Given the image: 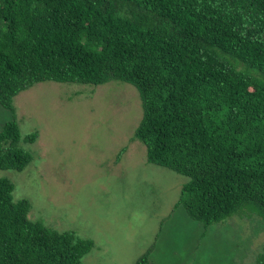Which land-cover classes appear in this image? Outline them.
<instances>
[{
    "label": "trees",
    "instance_id": "1",
    "mask_svg": "<svg viewBox=\"0 0 264 264\" xmlns=\"http://www.w3.org/2000/svg\"><path fill=\"white\" fill-rule=\"evenodd\" d=\"M112 81L138 93L146 162L188 178L179 203L192 220L258 212L264 264V0H0V170L32 161L15 120L21 92ZM13 191L0 177V264H84L92 241L29 219Z\"/></svg>",
    "mask_w": 264,
    "mask_h": 264
},
{
    "label": "rangeland",
    "instance_id": "2",
    "mask_svg": "<svg viewBox=\"0 0 264 264\" xmlns=\"http://www.w3.org/2000/svg\"><path fill=\"white\" fill-rule=\"evenodd\" d=\"M13 104L32 161L0 177L14 184V202H29V219L92 241L84 264H137L148 252V264H258L263 221L252 206L205 228L179 203L188 178L146 162L131 85L42 82ZM9 119L0 107V130Z\"/></svg>",
    "mask_w": 264,
    "mask_h": 264
}]
</instances>
